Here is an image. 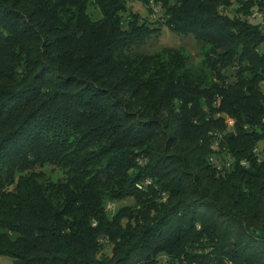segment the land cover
Instances as JSON below:
<instances>
[{
  "label": "trees",
  "instance_id": "obj_1",
  "mask_svg": "<svg viewBox=\"0 0 264 264\" xmlns=\"http://www.w3.org/2000/svg\"><path fill=\"white\" fill-rule=\"evenodd\" d=\"M255 10L264 0H0V264H264ZM162 26L207 44L201 78L183 50L129 51Z\"/></svg>",
  "mask_w": 264,
  "mask_h": 264
},
{
  "label": "rangeland",
  "instance_id": "obj_2",
  "mask_svg": "<svg viewBox=\"0 0 264 264\" xmlns=\"http://www.w3.org/2000/svg\"><path fill=\"white\" fill-rule=\"evenodd\" d=\"M130 8L137 10L143 18H148L151 21H155L162 16V13L157 11L158 6L154 4V10L151 12L147 5L142 4L139 1H132L130 3ZM92 11L95 16L98 17L99 13L96 7L91 6ZM128 15V12L124 13V17ZM207 44L202 45L201 42L197 41L192 35L179 33L172 29L162 26L161 30L158 33H154L151 36L139 40L133 43L130 52H136V56L139 60L144 58L147 54H163L162 58H166L167 54L171 49H180L183 50L186 57V72L191 73L193 77L199 79L202 77V66L204 60V53L206 50ZM123 52H117L116 55H123ZM145 54V55H144ZM259 148L264 149V140L260 141L258 144ZM45 173L53 179H57L63 175L61 168L45 164L42 167ZM128 201V200H126ZM120 202L108 201L106 206L109 214H114L121 203ZM3 262H7V259H3Z\"/></svg>",
  "mask_w": 264,
  "mask_h": 264
},
{
  "label": "built area",
  "instance_id": "obj_3",
  "mask_svg": "<svg viewBox=\"0 0 264 264\" xmlns=\"http://www.w3.org/2000/svg\"><path fill=\"white\" fill-rule=\"evenodd\" d=\"M264 16V13L262 11H259V10H255L253 12H251L249 14V17L250 18H262ZM229 124H233V123H229ZM254 150L256 151V153L258 154V159L261 160V159H264V149H261L259 148V146L257 145ZM146 183H151L152 180L151 179H146L145 180ZM140 185H143L141 183H139Z\"/></svg>",
  "mask_w": 264,
  "mask_h": 264
},
{
  "label": "bare ground",
  "instance_id": "obj_4",
  "mask_svg": "<svg viewBox=\"0 0 264 264\" xmlns=\"http://www.w3.org/2000/svg\"><path fill=\"white\" fill-rule=\"evenodd\" d=\"M229 123H233V120L230 119V120H229ZM229 125H231V124H229ZM138 185L141 186L140 184H138Z\"/></svg>",
  "mask_w": 264,
  "mask_h": 264
}]
</instances>
